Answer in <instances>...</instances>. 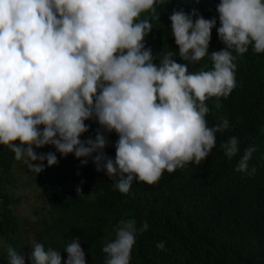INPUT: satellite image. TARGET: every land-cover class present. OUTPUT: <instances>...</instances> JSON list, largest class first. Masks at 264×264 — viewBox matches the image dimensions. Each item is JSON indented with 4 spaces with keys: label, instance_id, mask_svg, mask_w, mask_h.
I'll return each mask as SVG.
<instances>
[{
    "label": "clouds",
    "instance_id": "1",
    "mask_svg": "<svg viewBox=\"0 0 264 264\" xmlns=\"http://www.w3.org/2000/svg\"><path fill=\"white\" fill-rule=\"evenodd\" d=\"M169 0H0V145L37 175L74 154L113 187L130 191L134 180L156 183L189 163L200 165L216 145V134L229 121L208 126L206 101L227 98L236 87L234 63L248 51L264 53V0H219L217 18L196 9H173L172 35L183 61L198 62L208 54L212 29L225 48L211 52L212 68L190 72L173 51L153 55L146 37L157 6ZM199 2V0H197ZM149 13L151 19L141 18ZM159 62H155V61ZM93 120L94 137L81 139ZM115 132V156H108L106 134ZM238 138L221 144L228 158L238 151ZM255 146L244 150L236 171L249 172ZM44 161H47L45 165ZM77 192L81 193L79 187ZM148 229L143 222L139 232ZM115 238L105 243V264H130L136 243V221L121 219ZM157 248L163 250L164 242ZM64 250V264H87L80 238ZM8 264H25L21 251L7 247ZM33 264H62L58 250L35 242Z\"/></svg>",
    "mask_w": 264,
    "mask_h": 264
},
{
    "label": "trees",
    "instance_id": "2",
    "mask_svg": "<svg viewBox=\"0 0 264 264\" xmlns=\"http://www.w3.org/2000/svg\"><path fill=\"white\" fill-rule=\"evenodd\" d=\"M219 0H169L157 6L155 19L149 13L153 29L146 37L153 55L173 51L178 63L188 64L190 72L210 70L212 51L225 48L212 29L208 54L198 62L183 61L172 35L169 16L173 9L190 12L196 9L206 19L217 18ZM234 63L236 87L227 97L210 98L206 104L209 127L229 121L226 130L216 134V145L200 165L189 163L169 173L166 170L154 184L134 180L127 194L115 190L105 172H97L89 158L86 165L74 154L62 156L54 146L37 152H55L58 164L46 167L38 175L31 172L30 181L38 189L42 203L34 207L35 221L24 229L14 206L20 196L14 193L11 172L15 154L0 145V264H8L7 247L11 246L30 259L35 242L58 250L62 264L67 260L64 247L80 238L87 264H105L102 251L115 238L113 227L121 219H134L138 229L130 264H264V53L252 46L237 55ZM155 62H159L158 60ZM89 132L81 139L94 137L99 125L93 120ZM105 153L115 156V132L106 134ZM238 138V153L228 158L221 144ZM255 146L249 161V172L236 171L244 150ZM47 165V161H44ZM77 187L81 193L77 192ZM148 229L139 232L143 222ZM164 242L165 248H157Z\"/></svg>",
    "mask_w": 264,
    "mask_h": 264
},
{
    "label": "rangeland",
    "instance_id": "3",
    "mask_svg": "<svg viewBox=\"0 0 264 264\" xmlns=\"http://www.w3.org/2000/svg\"><path fill=\"white\" fill-rule=\"evenodd\" d=\"M31 176V171L22 161L15 162L11 172V180L16 185L14 193L19 195L20 199L14 206V210L18 214L24 229H30L32 222L35 221L32 210L42 203L38 189L30 181Z\"/></svg>",
    "mask_w": 264,
    "mask_h": 264
}]
</instances>
